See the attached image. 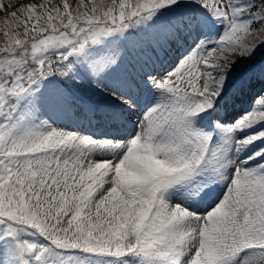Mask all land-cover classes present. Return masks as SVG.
I'll return each mask as SVG.
<instances>
[{
	"label": "snow or ice",
	"instance_id": "obj_1",
	"mask_svg": "<svg viewBox=\"0 0 264 264\" xmlns=\"http://www.w3.org/2000/svg\"><path fill=\"white\" fill-rule=\"evenodd\" d=\"M0 264H264V0H0Z\"/></svg>",
	"mask_w": 264,
	"mask_h": 264
}]
</instances>
